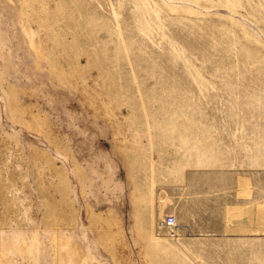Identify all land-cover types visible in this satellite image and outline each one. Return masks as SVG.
Returning a JSON list of instances; mask_svg holds the SVG:
<instances>
[{"label":"rangeland","instance_id":"1","mask_svg":"<svg viewBox=\"0 0 264 264\" xmlns=\"http://www.w3.org/2000/svg\"><path fill=\"white\" fill-rule=\"evenodd\" d=\"M0 264H264V0H0Z\"/></svg>","mask_w":264,"mask_h":264},{"label":"built area","instance_id":"2","mask_svg":"<svg viewBox=\"0 0 264 264\" xmlns=\"http://www.w3.org/2000/svg\"><path fill=\"white\" fill-rule=\"evenodd\" d=\"M175 223H176V218L173 216L168 217L167 220L165 221V225L168 227H173Z\"/></svg>","mask_w":264,"mask_h":264},{"label":"bare ground","instance_id":"3","mask_svg":"<svg viewBox=\"0 0 264 264\" xmlns=\"http://www.w3.org/2000/svg\"><path fill=\"white\" fill-rule=\"evenodd\" d=\"M243 183V182H242Z\"/></svg>","mask_w":264,"mask_h":264}]
</instances>
